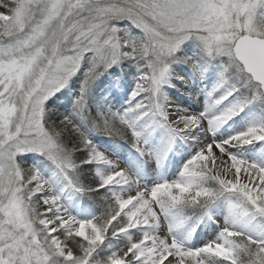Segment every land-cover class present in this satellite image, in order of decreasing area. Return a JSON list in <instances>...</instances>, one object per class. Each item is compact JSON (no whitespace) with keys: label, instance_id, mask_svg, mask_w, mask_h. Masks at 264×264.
I'll return each instance as SVG.
<instances>
[{"label":"snow or ice","instance_id":"snow-or-ice-1","mask_svg":"<svg viewBox=\"0 0 264 264\" xmlns=\"http://www.w3.org/2000/svg\"><path fill=\"white\" fill-rule=\"evenodd\" d=\"M0 264H264V0H0Z\"/></svg>","mask_w":264,"mask_h":264},{"label":"rangeland","instance_id":"rangeland-1","mask_svg":"<svg viewBox=\"0 0 264 264\" xmlns=\"http://www.w3.org/2000/svg\"><path fill=\"white\" fill-rule=\"evenodd\" d=\"M200 239H201V238H198L197 242H199V241H200Z\"/></svg>","mask_w":264,"mask_h":264}]
</instances>
